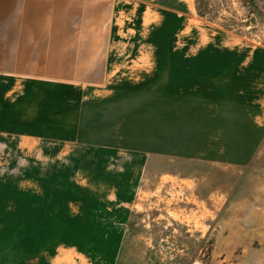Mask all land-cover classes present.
I'll return each instance as SVG.
<instances>
[{"label":"rangeland","instance_id":"1","mask_svg":"<svg viewBox=\"0 0 264 264\" xmlns=\"http://www.w3.org/2000/svg\"><path fill=\"white\" fill-rule=\"evenodd\" d=\"M113 1L98 35L110 77L85 85L84 129L0 128V264H264V138L218 209L214 166L144 169L162 150L160 137L146 138L147 106L156 118L162 100L191 96L178 84L195 68H223L217 77L264 97V64L254 63L264 62V0ZM11 84L0 81V93ZM101 88L118 93L99 104Z\"/></svg>","mask_w":264,"mask_h":264},{"label":"crops","instance_id":"2","mask_svg":"<svg viewBox=\"0 0 264 264\" xmlns=\"http://www.w3.org/2000/svg\"><path fill=\"white\" fill-rule=\"evenodd\" d=\"M113 2L0 0V81L13 82L0 93V102L5 107L0 109L3 119L0 128L84 129L89 115L86 111L89 89L84 87L110 77L105 67V53L102 57L99 55V49L105 51L107 45L98 35L105 33L103 23ZM90 33L97 36L90 39ZM95 64L100 67L90 68ZM222 70L203 65L195 68L193 79L179 80L178 84L179 87L182 81L188 82V87H193L191 96H177L178 101H172L177 104L172 106L162 100L161 114L156 111V118L154 108L150 111L147 106L146 110V138L160 137L157 143L162 145V150L147 153L144 169L152 168L160 160H193L214 166L216 170L211 175L217 178L212 191L218 195L216 209L218 200L224 203L233 190L236 168L247 164L264 138V97L250 95L246 80L235 84L228 74L217 77ZM162 75L161 96L165 99V81L168 80L169 86L170 81L165 78L166 70L163 69ZM117 91L97 89L94 98L100 104ZM103 105L106 107V103ZM109 107L115 105L109 103ZM171 111L175 114L170 116ZM92 116L98 128L101 114ZM154 124L160 130H155ZM164 170L162 174H171ZM202 174L199 169L188 176L202 177Z\"/></svg>","mask_w":264,"mask_h":264}]
</instances>
